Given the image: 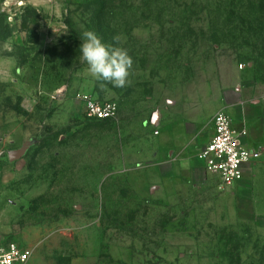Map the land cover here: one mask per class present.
I'll use <instances>...</instances> for the list:
<instances>
[{
	"label": "rangeland",
	"instance_id": "1",
	"mask_svg": "<svg viewBox=\"0 0 264 264\" xmlns=\"http://www.w3.org/2000/svg\"><path fill=\"white\" fill-rule=\"evenodd\" d=\"M86 30L119 37L130 86L90 76ZM251 81L264 82V0H0L2 234L30 264H264V169L223 189L180 158L188 143L161 138L190 129L198 154L222 90ZM81 94L119 115L88 117Z\"/></svg>",
	"mask_w": 264,
	"mask_h": 264
},
{
	"label": "built area",
	"instance_id": "2",
	"mask_svg": "<svg viewBox=\"0 0 264 264\" xmlns=\"http://www.w3.org/2000/svg\"><path fill=\"white\" fill-rule=\"evenodd\" d=\"M80 98L90 118L112 120L119 115V106L114 101H100L88 94H81ZM213 124L214 134L198 153V159L209 172L217 174L221 188L227 189L244 179L246 166L258 162L262 151L244 145L241 137L246 132H239L234 127L227 111L219 110ZM32 253V250L22 247L18 242L7 240L0 230V264H30Z\"/></svg>",
	"mask_w": 264,
	"mask_h": 264
},
{
	"label": "crops",
	"instance_id": "3",
	"mask_svg": "<svg viewBox=\"0 0 264 264\" xmlns=\"http://www.w3.org/2000/svg\"><path fill=\"white\" fill-rule=\"evenodd\" d=\"M263 84L264 82L260 81L242 83L235 87L227 88L225 90L223 89L220 96L219 110H225L229 113V115L233 119L234 127L239 132H242L244 130L246 132L241 137L244 145L248 148L260 149L262 151V156L259 161L254 164L247 165L245 168V174L247 177L246 179L251 183H253L254 178L259 175V173H262L264 169ZM189 130L190 129H187V131L182 130L180 126H177L176 128L174 127L171 129L172 134H174V138L172 140L169 139L170 132L165 130L161 133V138L163 142L168 144V146L171 144L175 145L179 143H188V146L181 150L184 152V158H180L186 160V163L192 165V161H197L199 159L197 156L198 154H194L192 156L190 155V150L193 149L192 146L194 141L196 140H191V138H188L190 139L189 141L187 139L185 140V137H187L188 133L190 132ZM159 133V131H156V135ZM170 152H174V148H172L169 153ZM178 159L179 157L174 156L172 158V161L175 162ZM252 185L253 184H251L250 186Z\"/></svg>",
	"mask_w": 264,
	"mask_h": 264
},
{
	"label": "clouds",
	"instance_id": "4",
	"mask_svg": "<svg viewBox=\"0 0 264 264\" xmlns=\"http://www.w3.org/2000/svg\"><path fill=\"white\" fill-rule=\"evenodd\" d=\"M80 38V60L101 89L106 90L108 84L113 88L130 86L133 59L126 48L118 46L119 37L113 38L115 45L105 43L93 30L83 31Z\"/></svg>",
	"mask_w": 264,
	"mask_h": 264
},
{
	"label": "water",
	"instance_id": "5",
	"mask_svg": "<svg viewBox=\"0 0 264 264\" xmlns=\"http://www.w3.org/2000/svg\"><path fill=\"white\" fill-rule=\"evenodd\" d=\"M25 148H21L19 150H16V151H13L10 153V159L11 160H17V159H20L24 156L25 154Z\"/></svg>",
	"mask_w": 264,
	"mask_h": 264
},
{
	"label": "trees",
	"instance_id": "6",
	"mask_svg": "<svg viewBox=\"0 0 264 264\" xmlns=\"http://www.w3.org/2000/svg\"><path fill=\"white\" fill-rule=\"evenodd\" d=\"M105 6H106V5H105V3H104V4H102V7H103V8H105ZM98 7H101V6L99 5Z\"/></svg>",
	"mask_w": 264,
	"mask_h": 264
}]
</instances>
